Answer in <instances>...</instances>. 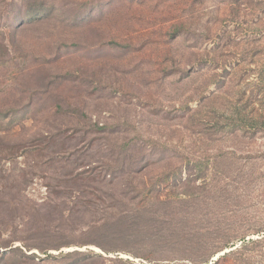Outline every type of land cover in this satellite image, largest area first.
<instances>
[{
  "label": "rangeland",
  "instance_id": "obj_1",
  "mask_svg": "<svg viewBox=\"0 0 264 264\" xmlns=\"http://www.w3.org/2000/svg\"><path fill=\"white\" fill-rule=\"evenodd\" d=\"M220 257L264 264V0H0V264Z\"/></svg>",
  "mask_w": 264,
  "mask_h": 264
},
{
  "label": "trees",
  "instance_id": "obj_2",
  "mask_svg": "<svg viewBox=\"0 0 264 264\" xmlns=\"http://www.w3.org/2000/svg\"><path fill=\"white\" fill-rule=\"evenodd\" d=\"M243 239V238H242ZM244 240V239H243ZM225 246H228V244H225ZM221 259V257L218 259V260H216L213 264H218V261Z\"/></svg>",
  "mask_w": 264,
  "mask_h": 264
}]
</instances>
